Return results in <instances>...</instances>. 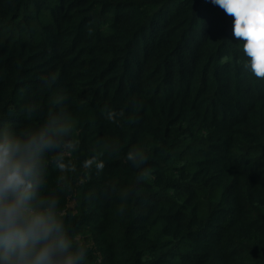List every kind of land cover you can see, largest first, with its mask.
I'll list each match as a JSON object with an SVG mask.
<instances>
[{"label":"trees","instance_id":"trees-1","mask_svg":"<svg viewBox=\"0 0 264 264\" xmlns=\"http://www.w3.org/2000/svg\"><path fill=\"white\" fill-rule=\"evenodd\" d=\"M233 28L211 0H0V125L73 114L45 194L86 264H264V80Z\"/></svg>","mask_w":264,"mask_h":264},{"label":"clouds","instance_id":"clouds-1","mask_svg":"<svg viewBox=\"0 0 264 264\" xmlns=\"http://www.w3.org/2000/svg\"><path fill=\"white\" fill-rule=\"evenodd\" d=\"M211 2L234 17V36L243 41L249 58L245 67L264 80V0ZM116 117L115 110L107 112L109 121L115 123ZM76 136L71 112L63 120L49 119L35 129L0 125V264H86L91 246L82 235L70 232L59 196L52 194L55 190L45 194L50 164L61 173L70 170L65 160L77 150ZM102 156L103 145L84 167L95 163L97 172L103 171ZM125 159L140 169L137 183L148 179L149 170L142 169L148 161L143 150L133 148ZM64 179L61 175L60 180ZM131 191L125 190L121 200L127 201Z\"/></svg>","mask_w":264,"mask_h":264}]
</instances>
